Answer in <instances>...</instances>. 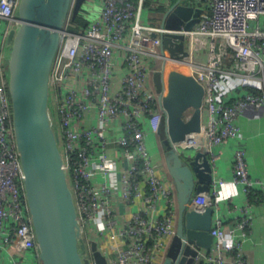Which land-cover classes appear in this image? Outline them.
<instances>
[{
	"label": "built area",
	"instance_id": "2783aa9c",
	"mask_svg": "<svg viewBox=\"0 0 264 264\" xmlns=\"http://www.w3.org/2000/svg\"><path fill=\"white\" fill-rule=\"evenodd\" d=\"M167 1L85 0L76 21V0H71L51 70L50 112L85 244L82 255L97 264L95 242L106 264H162L166 256L176 232L178 198L166 163L154 158L150 144L161 147L165 139L153 75L173 62L186 66L204 87L202 130L177 143L189 148L201 137L212 165L209 189L194 193L190 203L199 212L213 208V245L196 257L202 264H248L243 244L252 221L249 196L258 180L250 176L246 148L239 144L228 180L217 146L241 137L236 120L248 106H264V28L259 24L264 0H190L203 9L192 27L149 22V11ZM18 3L0 0L3 33L17 24ZM165 35H173L174 42L183 35L187 55H167ZM258 74L263 88L249 89L248 81ZM235 86V96L227 100L225 93ZM225 185L229 195L223 193ZM238 187L246 198L239 205ZM39 253L13 133L8 77L2 74L0 264H40Z\"/></svg>",
	"mask_w": 264,
	"mask_h": 264
},
{
	"label": "water",
	"instance_id": "95a60500",
	"mask_svg": "<svg viewBox=\"0 0 264 264\" xmlns=\"http://www.w3.org/2000/svg\"><path fill=\"white\" fill-rule=\"evenodd\" d=\"M84 1L76 0L72 18ZM189 1H167L163 10L166 26L179 28L185 22L190 28L199 21L203 9ZM70 4L71 0H19L18 22L6 37L12 127L40 264H91L82 255L85 244L50 112L51 70ZM172 36L163 37L164 52L187 55L184 36H179L180 42H174ZM153 79L165 116L162 154L178 198L176 232L162 264H201L196 256L213 245L209 232L213 208L199 212L190 203L194 193L209 189L212 165L201 137L189 148L177 143L202 130L204 87L186 66L173 62L163 71L156 70ZM188 109L191 115L185 118ZM92 250L97 264H106L95 242Z\"/></svg>",
	"mask_w": 264,
	"mask_h": 264
},
{
	"label": "crops",
	"instance_id": "0c3cea01",
	"mask_svg": "<svg viewBox=\"0 0 264 264\" xmlns=\"http://www.w3.org/2000/svg\"><path fill=\"white\" fill-rule=\"evenodd\" d=\"M259 24L264 28V18L259 20ZM0 26V76L7 75V59H6V37L9 27H5L4 33ZM232 80L238 81V76H231ZM250 79L247 83L249 89L261 91L263 88L262 79ZM237 87H232L225 93L227 100L235 96ZM240 127L241 137L239 139L228 140L217 146L220 156L225 164L226 178L233 177V150L236 145H243L246 148L247 167L249 174L255 180L252 194H250V206L252 210V221L250 227V235L243 244V252L246 256L248 264H264V106L255 108L248 106L240 113L236 120ZM229 185L223 187V193L229 195L231 192ZM237 205L246 201L245 195L241 187L237 188L235 195ZM199 264V263H198ZM202 264V263H201ZM225 264H232L227 262Z\"/></svg>",
	"mask_w": 264,
	"mask_h": 264
},
{
	"label": "rangeland",
	"instance_id": "374dc122",
	"mask_svg": "<svg viewBox=\"0 0 264 264\" xmlns=\"http://www.w3.org/2000/svg\"><path fill=\"white\" fill-rule=\"evenodd\" d=\"M96 10H97V7H94ZM163 10L164 8H162L161 5H157V6H154V8H152L150 11H149V14H148V20L149 22L151 23H158V22H162L163 20ZM94 15V14H93ZM153 141V140H152ZM150 150L151 152L154 154V158L155 159H158L160 161H164V158H163V154H162V147L156 145L154 142H151L150 144Z\"/></svg>",
	"mask_w": 264,
	"mask_h": 264
},
{
	"label": "trees",
	"instance_id": "16d2710c",
	"mask_svg": "<svg viewBox=\"0 0 264 264\" xmlns=\"http://www.w3.org/2000/svg\"><path fill=\"white\" fill-rule=\"evenodd\" d=\"M75 20L76 21L81 20V18L77 16L75 18ZM165 135H166V133H165V120H163L161 123V128H160V136H161V138H165Z\"/></svg>",
	"mask_w": 264,
	"mask_h": 264
},
{
	"label": "bare ground",
	"instance_id": "6f19581e",
	"mask_svg": "<svg viewBox=\"0 0 264 264\" xmlns=\"http://www.w3.org/2000/svg\"><path fill=\"white\" fill-rule=\"evenodd\" d=\"M161 160V159H160Z\"/></svg>",
	"mask_w": 264,
	"mask_h": 264
}]
</instances>
